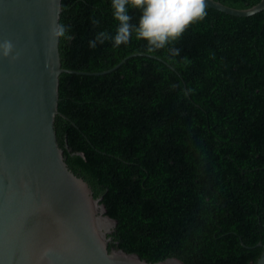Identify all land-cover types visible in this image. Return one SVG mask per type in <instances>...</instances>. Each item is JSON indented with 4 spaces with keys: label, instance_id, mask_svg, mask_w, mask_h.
Listing matches in <instances>:
<instances>
[{
    "label": "trees",
    "instance_id": "obj_1",
    "mask_svg": "<svg viewBox=\"0 0 264 264\" xmlns=\"http://www.w3.org/2000/svg\"><path fill=\"white\" fill-rule=\"evenodd\" d=\"M62 6L73 37L60 41L63 67H115L63 72L67 117L55 122L69 167L118 221L111 245L150 262L254 264L264 249V10L237 16L206 4L169 57L135 34L90 48L99 31L115 34L111 0ZM130 14L138 23L140 12Z\"/></svg>",
    "mask_w": 264,
    "mask_h": 264
},
{
    "label": "water",
    "instance_id": "obj_2",
    "mask_svg": "<svg viewBox=\"0 0 264 264\" xmlns=\"http://www.w3.org/2000/svg\"><path fill=\"white\" fill-rule=\"evenodd\" d=\"M206 4L237 16L264 10V0L246 9ZM62 11V0H0V41L11 40L17 56H0V264H187L111 245L117 219L66 161L55 128L58 114L67 117L60 75L115 67H63L61 39L52 36ZM254 264H264V249Z\"/></svg>",
    "mask_w": 264,
    "mask_h": 264
},
{
    "label": "clouds",
    "instance_id": "obj_3",
    "mask_svg": "<svg viewBox=\"0 0 264 264\" xmlns=\"http://www.w3.org/2000/svg\"><path fill=\"white\" fill-rule=\"evenodd\" d=\"M113 17L118 21L115 34L99 31L88 46L110 41L114 48L127 45L133 34L137 39L146 41V51L150 54L167 51L169 57L178 56L180 50L173 45L181 38L188 26L201 21L207 15L206 0H111ZM130 10L140 12L138 23H131ZM52 36L70 41V26L57 24L52 28ZM14 44L11 40L0 41V56L16 59L13 55Z\"/></svg>",
    "mask_w": 264,
    "mask_h": 264
},
{
    "label": "bare ground",
    "instance_id": "obj_4",
    "mask_svg": "<svg viewBox=\"0 0 264 264\" xmlns=\"http://www.w3.org/2000/svg\"><path fill=\"white\" fill-rule=\"evenodd\" d=\"M219 1V0H218ZM223 3V2H222ZM225 4V3H224ZM258 4V3H257ZM256 5V4H255ZM209 6V5H208ZM230 6V5H229ZM211 7V6H210ZM250 8V7H249ZM216 9V8H215ZM242 9V8H241ZM243 9H246V8H243ZM262 11V10H261ZM253 15V14H252ZM249 16V15H248Z\"/></svg>",
    "mask_w": 264,
    "mask_h": 264
}]
</instances>
